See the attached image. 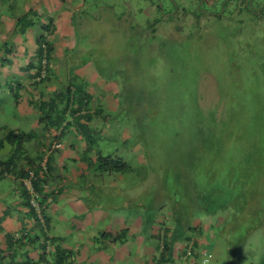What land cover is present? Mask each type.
Returning a JSON list of instances; mask_svg holds the SVG:
<instances>
[{
	"label": "rangeland",
	"instance_id": "obj_1",
	"mask_svg": "<svg viewBox=\"0 0 264 264\" xmlns=\"http://www.w3.org/2000/svg\"><path fill=\"white\" fill-rule=\"evenodd\" d=\"M29 1L0 0V17L21 13ZM37 1L45 12L62 10L59 18L67 17L52 20L44 83L69 86L71 95L79 89L88 108L102 106L85 134L94 151L126 166L115 170L116 161H101L112 171L94 172L81 161L86 172L77 178L80 189H73L91 214H73L66 203L64 215L98 218L102 231L85 229L80 247L93 251L94 242L104 244L100 236L112 234L106 229L115 218L116 228L129 229L123 247L142 257L156 221L174 232L202 222L212 235L205 241L220 251L199 254L195 264H264V0ZM34 31L25 36L28 44ZM10 32L0 40L10 38L14 50ZM0 55L14 66V51L3 55L0 49ZM2 64L0 59V139L5 129L19 127L42 140L40 110L32 106L24 113L13 105L19 77ZM27 81L20 80L30 94L37 85ZM62 150L49 154L53 164ZM94 151L82 156L93 159ZM7 153L0 150V158ZM71 167L77 166L65 165L68 172ZM52 174L54 187L61 176L56 169ZM3 180L0 188L7 192L10 180ZM69 225H62L70 229L63 246L79 236ZM111 248L103 254L115 256ZM124 261L130 264L126 255L119 264Z\"/></svg>",
	"mask_w": 264,
	"mask_h": 264
},
{
	"label": "crops",
	"instance_id": "obj_2",
	"mask_svg": "<svg viewBox=\"0 0 264 264\" xmlns=\"http://www.w3.org/2000/svg\"><path fill=\"white\" fill-rule=\"evenodd\" d=\"M53 14L54 12H47L46 16H52ZM61 14L62 10H58L57 12H55L54 16H52V20H67V17L59 18ZM3 24H5V22ZM64 24H66V22H64ZM1 25L2 24L0 23V35H3L1 33ZM66 26L68 25H65V28ZM4 28L6 29V27ZM15 42V48H21L20 56L16 57V59L14 60L13 67L9 65L6 68L11 67L12 70H14L15 74L19 77V80L26 79L28 80L27 85H29L31 80L30 76L28 75L31 73V71L26 70L25 67L28 63V60L33 59L31 56L33 44H28L25 39L21 41L24 45H26L27 54L25 55V51H23V48L19 46L20 40H15ZM5 74H3V77ZM41 85L43 86V88L41 86V89L39 90L37 87H35V89L31 90L30 94H32L34 97H39L40 91L46 95L49 94V90L53 91L54 89L58 88L55 85L51 86L47 83H42ZM21 89L19 90V93L21 97H23L24 101L21 100V103L18 104L17 108L20 111L27 113V111H30L31 106L27 104L22 105V103L25 102L26 98L30 97V94L27 93V88L25 87V89L23 90L26 92L27 96H23ZM45 98L46 97H44V99ZM95 108H100L101 110H103L100 104H93L89 107L90 110H94ZM39 128L40 127L38 126L37 129ZM26 130L29 131V129ZM45 133V131L40 130V136L42 135V140L31 139L24 144V147H27V149L25 150L26 154L31 157L37 155L39 150L43 147L42 144H46L49 141L43 137V134ZM47 133L49 136L51 135L50 131H48ZM63 138L64 143L61 145L63 150L62 152H60L59 158L57 160L58 162L53 164L51 155H49L48 158L50 160L51 170L49 173L45 174L47 181L46 185L44 184V188L41 192L42 204L39 214H36V216L34 217V214L29 211L26 204L22 202V198L19 195V191L15 183L9 182L7 192L2 191L0 188V264H12L16 262L49 264L53 256L52 252L57 249L62 251L66 255V260L62 264H119L122 255L127 256L130 264H155L154 260L157 258L158 252L157 247L159 246L160 239L163 237H168L169 240L173 242V250L171 253L172 255H170L167 261L161 262L160 264H178L181 259L185 261V264H195L199 254H208L210 253V251L215 253L213 247L216 248L217 252L220 251L217 246H213L211 248L210 241H205L207 239H212L210 230H208V228L210 229V227H206L205 223L200 222L197 226H194V228H192L191 223H189L188 228L184 227L181 230L179 229L180 231L174 232V230L169 231V229L159 223V221H156V228H148L147 230L148 233L146 235V238L149 236L150 240L153 241L149 252L143 254L142 257H138L137 255H135L136 258H134L131 255V251H133L131 247H123V245H126L127 242L126 238L123 237V234L128 232L129 229H127L124 225V227L116 228L117 219L115 218L110 219V225H113V227L106 229L111 230L112 234L107 233L100 236L102 240H106L104 244L94 242L93 251L90 245L85 244V246L80 247L82 245L78 240L81 238L82 234H84L85 229H95L96 233H99L102 230L97 229L96 227V225L99 223L98 218H92V220L89 222V218H66L64 215L66 212H64V205H66V203L70 204L71 209L74 208L73 214L76 213L77 215L81 214L82 212L83 214L87 215L91 214V212L88 211L83 206V204H81L79 200L81 196L78 192H76V189H73L76 186L78 190L80 189L79 184H77V178L81 177L86 172L84 166H81L80 159L82 156L81 152L83 151L85 145L76 134L67 133L63 135ZM33 145L34 148H32ZM53 151L55 150H51V152ZM68 164H73L77 167L76 169L71 167L74 169V171L68 172L70 171V168H65V165ZM54 169L60 172L59 176H61V180L59 182L58 180H55L57 186L52 187L50 182L54 181V176L52 174ZM0 184H2L1 181ZM74 194L77 195L75 198H73ZM7 196L12 198L11 201L7 200ZM209 223L212 225L211 220L209 221ZM63 224H70L69 226L72 228V233H79V236L77 238L76 236L72 237L74 238L73 243H69V246H63L62 244L63 233L70 232V229H68L67 226L62 227ZM118 233L122 234V238H120L119 240L117 238H114V236ZM8 237L10 238L9 248H7L6 246ZM188 239L192 240V255L184 259V257L181 256V248L183 247V245H187V248L189 247L190 244ZM76 241L78 245H75ZM107 245L108 247H112L111 249L115 253V256L113 254V257L103 254V250L107 248ZM127 250L129 251L124 252ZM123 264L127 263L124 261Z\"/></svg>",
	"mask_w": 264,
	"mask_h": 264
},
{
	"label": "trees",
	"instance_id": "obj_3",
	"mask_svg": "<svg viewBox=\"0 0 264 264\" xmlns=\"http://www.w3.org/2000/svg\"><path fill=\"white\" fill-rule=\"evenodd\" d=\"M46 13L47 12H45L40 7V1L30 0L27 2L25 10L21 13H9L7 16H2L3 18L0 17V23L3 24L5 22L2 28L6 27L4 32L5 34L1 36L5 38L8 32L11 31L10 36L12 35V37L17 41L20 40L19 46L23 48L25 55L27 54L26 45H24L21 41L24 39L26 40L25 36L30 30L34 31L32 29L34 26L39 27V31H34L37 33L32 38L33 49L31 56L33 61L28 60V63L25 67L26 70L31 71V73L28 75L30 76L31 80L30 84H36L39 90L41 89V84L45 82L46 69L48 62L52 57L53 51V42L50 38V34L53 33L55 27L52 24V17L46 16ZM154 26L151 27V31L155 29ZM10 40V38L5 39L4 41L0 40L1 52L3 55L10 54L11 56L13 55L14 51V55L19 57L21 48H15L14 44L13 50L11 46L13 44L11 43L10 45ZM0 59L2 62H4V64L1 65V68L9 66L11 61L10 59H7L6 56L1 55ZM14 86L15 92L13 93L12 99L13 105L17 108L18 104L21 103L20 101L23 100V97H21L18 91L21 88L25 89V87H22L20 80H16ZM9 87L11 88V84H9ZM75 92L76 95H71L70 87L66 86L64 89H54L50 95H45L40 91L39 97H34L32 94H30V97L25 99L27 105L31 107L35 106L38 110H40V115L37 118V122H39L38 126L42 127V130L46 133L48 131L51 132L49 141L46 144H42L43 147L39 150L37 155L31 157L25 153L24 149V144L31 140L32 135H35L32 134V130L24 131L19 127L5 129L4 136L0 139V150H6L8 152L6 157L0 158V181L2 183L4 178H8L11 183H15L17 185L22 202L26 204L29 211L34 214V217L35 210L31 206L29 200L31 197H34L39 205L42 204L41 192L44 188V184L46 185L47 181L45 174L49 173L51 170L50 160L48 159L51 151L48 152V154H45V151L53 147L54 144H58V146L53 147V150L58 149L62 143H64V140L63 142L60 141V137H63V135L67 133L76 134L79 139L82 140L83 144L85 145L83 151L81 152L82 155H87L94 151V149H92L90 146L91 144L89 143V140L87 139V137H89V133L87 132V134H85L84 129H88L90 127L91 120H94L97 116L102 115V110L100 108L90 110L88 108L87 96L81 94L79 89H77ZM44 97L46 98L44 99ZM33 103L36 104L33 105ZM42 113L44 114L42 115ZM94 156L95 158L93 159L88 158V156H81L80 158L81 161L85 160L87 163H89V165L93 167L94 172L110 171L112 169L108 166L104 167V164L102 163L103 161H110L113 164H115L114 162L116 161L117 166H115V170H117L118 167L119 169L126 167L125 164L120 160L103 156L98 151H94ZM25 180H29L32 194L25 187ZM243 210L244 209L241 208V212H244ZM262 210H264V208ZM257 214L258 213L255 215ZM186 227L188 228L189 224L186 225L185 228ZM121 235V233H118L114 236V238L119 240ZM9 240L10 238L8 237L6 245L7 248L10 247ZM189 240L191 239H188V241ZM172 243L173 242L170 241L168 237H163L160 239L159 246L157 247V258L154 260L155 264H160L161 262L167 261L170 255H172ZM182 250L183 252H181V256L184 257V259L192 255L191 244L188 248L187 245L183 246ZM52 255L53 256L49 264H62L66 260V255L58 249L54 250ZM12 264L31 263L16 262ZM178 264H185V261L181 259Z\"/></svg>",
	"mask_w": 264,
	"mask_h": 264
},
{
	"label": "built area",
	"instance_id": "obj_4",
	"mask_svg": "<svg viewBox=\"0 0 264 264\" xmlns=\"http://www.w3.org/2000/svg\"><path fill=\"white\" fill-rule=\"evenodd\" d=\"M58 144H54L53 147H57ZM48 152V151H47ZM25 187L30 191V193L32 194V189H31V186H30V182L29 180H25ZM31 206L34 208L35 212L36 213H39L40 212V205L38 204V202L36 201V199L34 197H31L30 200H29Z\"/></svg>",
	"mask_w": 264,
	"mask_h": 264
},
{
	"label": "clouds",
	"instance_id": "obj_5",
	"mask_svg": "<svg viewBox=\"0 0 264 264\" xmlns=\"http://www.w3.org/2000/svg\"><path fill=\"white\" fill-rule=\"evenodd\" d=\"M51 150H53V147L49 148V151H48V152H50ZM48 152H47L46 154H48ZM42 163H43V161H42ZM40 207H41V205H40ZM39 213H40V212H39ZM39 213H36V212H35V216H36V214H39Z\"/></svg>",
	"mask_w": 264,
	"mask_h": 264
}]
</instances>
